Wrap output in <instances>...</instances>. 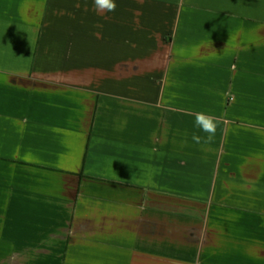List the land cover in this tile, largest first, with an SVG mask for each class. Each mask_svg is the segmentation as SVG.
<instances>
[{
    "label": "crops",
    "instance_id": "1",
    "mask_svg": "<svg viewBox=\"0 0 264 264\" xmlns=\"http://www.w3.org/2000/svg\"><path fill=\"white\" fill-rule=\"evenodd\" d=\"M115 2L0 0V264H264V0Z\"/></svg>",
    "mask_w": 264,
    "mask_h": 264
},
{
    "label": "clouds",
    "instance_id": "2",
    "mask_svg": "<svg viewBox=\"0 0 264 264\" xmlns=\"http://www.w3.org/2000/svg\"><path fill=\"white\" fill-rule=\"evenodd\" d=\"M94 8L98 12H114L116 10L115 0H93ZM186 115H194L195 126L200 129V131L206 133V136H201L197 133H193L192 141L196 144L210 143L216 134L217 126L221 121L210 114L203 111H198L196 113H185Z\"/></svg>",
    "mask_w": 264,
    "mask_h": 264
}]
</instances>
